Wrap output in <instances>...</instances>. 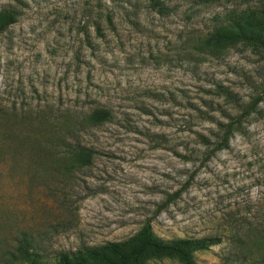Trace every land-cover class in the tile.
Returning <instances> with one entry per match:
<instances>
[{"label":"rangeland","instance_id":"374dc122","mask_svg":"<svg viewBox=\"0 0 264 264\" xmlns=\"http://www.w3.org/2000/svg\"><path fill=\"white\" fill-rule=\"evenodd\" d=\"M245 5L0 0V10L17 12L0 33V108L47 113L51 134L59 123L74 129L65 144L39 147L24 126H0V261L27 264L17 255L21 234L53 264L60 252L125 240L148 218L163 241L220 235L190 251L191 264H222L238 250L234 227L264 222V94L225 146L211 149L241 112L222 89L241 103L261 94L264 49L200 54L194 42ZM96 108L109 120L75 124ZM66 144L90 154L66 155Z\"/></svg>","mask_w":264,"mask_h":264},{"label":"trees","instance_id":"16d2710c","mask_svg":"<svg viewBox=\"0 0 264 264\" xmlns=\"http://www.w3.org/2000/svg\"><path fill=\"white\" fill-rule=\"evenodd\" d=\"M242 4L246 5L230 9L222 21L214 25L206 35L195 40V49L200 54H219L233 46L243 44L262 46L264 49V0H242ZM16 18L17 12L13 8L1 9L0 33L13 24ZM222 90L229 100L236 103L241 112L235 119L222 125L221 140L211 149V153L225 146L234 124H239L242 118L254 111L264 94L263 86L260 95L252 98L249 103H241L236 98V93L228 88ZM109 118L107 110L96 108L91 111L89 121L76 120L75 124L93 126L102 124ZM51 121L45 112H17L15 109L0 108V126L4 124L24 126L28 137L39 147L44 140H56L58 145H63L69 138L73 139L74 129L65 127L62 123H59L58 134L48 132L46 126ZM66 146V155L90 154V149L82 148L79 144ZM169 202L170 197L161 203L156 213ZM151 220L148 218L139 232L125 240L60 252L53 264H147L148 260L163 256H177L184 264H191L190 251L221 242L220 235L216 234L190 240L178 238L163 241L153 232ZM233 232V240L238 250L234 253L226 252L222 256V264H264V222L236 225ZM17 255L27 264H48L33 250L32 243L24 234L19 236ZM0 264L8 263L0 261Z\"/></svg>","mask_w":264,"mask_h":264}]
</instances>
